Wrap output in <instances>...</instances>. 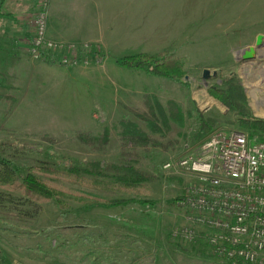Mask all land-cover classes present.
<instances>
[{"label":"rangeland","instance_id":"374dc122","mask_svg":"<svg viewBox=\"0 0 264 264\" xmlns=\"http://www.w3.org/2000/svg\"><path fill=\"white\" fill-rule=\"evenodd\" d=\"M116 2L120 36L114 43L94 44L103 58L99 65L67 68L25 56L28 82L11 77L13 71L9 76L0 74V159L16 170L12 182H0V264H230L197 237L191 241L175 237L183 228L199 232L176 202L193 180L176 166H163L187 155V149L205 138L195 140L198 113L217 121V129L244 131L235 114L208 93L221 79H240L253 116L264 119V0H143L139 30L122 28L130 6L127 0ZM250 48L253 58L242 60ZM160 52L182 61L186 75L180 82L115 65L116 59L126 55ZM147 94L156 96L163 106L172 100L181 110L182 117L170 121L168 132L151 133L129 112H144ZM123 118L160 144L140 151L137 165L153 180L134 198L154 205L105 209L70 202L63 211L54 203L23 196L18 186L29 168L121 163L119 123ZM105 130L109 142L104 152L76 138L78 132L97 137ZM46 181L68 193L89 192L99 202L129 198L83 191L50 177Z\"/></svg>","mask_w":264,"mask_h":264},{"label":"built area","instance_id":"2783aa9c","mask_svg":"<svg viewBox=\"0 0 264 264\" xmlns=\"http://www.w3.org/2000/svg\"><path fill=\"white\" fill-rule=\"evenodd\" d=\"M50 1L36 0L26 48L30 60L67 68L99 65L96 45L47 37ZM186 152L163 168L176 166L191 176L193 183L176 202L199 232L183 228L175 237H197L230 264H264V142L220 128Z\"/></svg>","mask_w":264,"mask_h":264},{"label":"trees","instance_id":"16d2710c","mask_svg":"<svg viewBox=\"0 0 264 264\" xmlns=\"http://www.w3.org/2000/svg\"><path fill=\"white\" fill-rule=\"evenodd\" d=\"M115 65L135 73L173 82H180L186 75L182 61L166 52L126 55L116 59ZM208 93L219 105L235 114L236 123L242 130L247 131L251 136H258L260 140L263 139L264 119L253 116L240 79L236 76L221 79L219 84H213L208 88ZM6 98L9 100L11 97L6 96ZM13 101L11 100V103L6 106L7 111L12 107ZM144 108V112L133 109H130L129 112L136 119L144 122L149 131L154 134L160 135L163 132H168L170 121H178L182 117L181 110L172 100L167 101L166 105L163 106L157 97L151 94L145 95ZM198 123L196 141L203 139L219 127L217 121L205 118L201 113H198ZM119 125L121 129V163L90 162L83 164L82 167L69 165L63 169L57 168L53 164H45L40 168H29L21 177V183L18 186L22 190L23 196L33 202L41 200L54 203L58 209L63 211L69 208L70 202L105 209L132 204L154 205L155 202L134 198L141 195L153 180L152 176L138 169L137 165L141 158L140 151H145L149 147H159L160 144L140 126L128 119L123 118ZM76 138L81 144L94 151L104 152L109 142V133L105 130L101 136L93 137L88 133L78 132ZM15 171L8 162L0 159V182H12ZM49 177L53 181L60 180L77 186L83 191L120 194L129 196V198L99 202L89 192H80L76 195L62 191L54 186L51 181H46V178Z\"/></svg>","mask_w":264,"mask_h":264},{"label":"crops","instance_id":"0c3cea01","mask_svg":"<svg viewBox=\"0 0 264 264\" xmlns=\"http://www.w3.org/2000/svg\"><path fill=\"white\" fill-rule=\"evenodd\" d=\"M116 3V0H51L47 37L62 42L102 45L117 42L120 36L117 35V26L119 28L120 25H117ZM35 4L36 0H0V74L9 76L13 71L10 76L21 83L24 79L28 82L30 78L24 58L27 57L26 48L31 37L30 22ZM125 4L130 7L129 12L124 13L126 17L123 18L122 28L139 30L143 0H127ZM119 50L141 52L140 49ZM46 63L51 64L48 61Z\"/></svg>","mask_w":264,"mask_h":264},{"label":"water","instance_id":"95a60500","mask_svg":"<svg viewBox=\"0 0 264 264\" xmlns=\"http://www.w3.org/2000/svg\"><path fill=\"white\" fill-rule=\"evenodd\" d=\"M260 41H261L260 39L257 41V44H256L257 46L260 45L259 44ZM252 58H253V48H250L247 51H244L243 52V54H242V60L247 61V60H250ZM207 73H208V71L205 70L204 71V75H207Z\"/></svg>","mask_w":264,"mask_h":264}]
</instances>
